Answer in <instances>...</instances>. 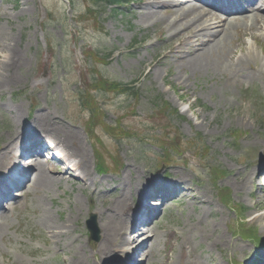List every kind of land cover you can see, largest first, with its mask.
Masks as SVG:
<instances>
[{"label":"rangeland","instance_id":"rangeland-1","mask_svg":"<svg viewBox=\"0 0 264 264\" xmlns=\"http://www.w3.org/2000/svg\"><path fill=\"white\" fill-rule=\"evenodd\" d=\"M63 5L65 4L62 0H0V28L6 36L14 40L13 44L21 58L18 64V83L0 94V148L8 132L16 128V120L11 110L18 112L19 109L23 110V120L27 117L29 120L40 108L47 107L59 114L61 120L77 127L84 139H88L80 129L78 119L74 117L81 112L77 92L84 89L86 78L91 79L92 74L88 77V71H85L82 76L72 79L71 73L63 69L60 56H56L50 64L51 67L47 63L45 68L46 72L48 68L52 71L51 80L47 75L40 77L42 67L39 68V62H47L51 56L48 50L43 49L44 42L55 38L57 41L60 39L65 47H70L65 58L71 65L66 68L72 74L79 70L78 58L83 60L84 43L99 51V56L103 57L109 53L104 48L127 47L128 43L135 42L136 50L132 52L134 56L123 57L122 64L111 60L110 64L100 67L104 76L120 82H131L141 74H146L145 80L140 79L138 84L142 91L138 101L129 98L119 100L118 109H126L127 105H131L136 111L135 117L125 120V125L134 130L136 135L122 139L115 145L121 153L123 163L125 160L127 162L126 175L132 173L133 185L137 182L143 188L148 184L152 166L150 164L154 157L158 158L157 155L162 150L156 143L149 146L145 137L164 143L175 163H171L172 169L165 167L163 171L172 177H175L174 173H182L184 180L198 190L197 196L210 203V206L206 209L208 203L201 206L196 202L190 204L186 200L176 206L168 205L166 213H169V217L163 219L158 232L162 234L163 229L176 231L177 237L171 238L174 247L177 244L178 250L183 230L190 228L186 235L198 252L204 251L217 261L222 259L220 250L235 253V257L243 256V252L237 248L244 247L246 240L241 236L230 238V230L234 232L237 216L232 209L227 210L228 207L219 200V189L230 190V202L244 204L249 209L246 214H249V206L254 202L248 196L255 176L253 170L259 164V159H262L260 155L264 156V78L256 77L248 66L239 68L235 57L230 62H225L222 67L213 68L209 72L195 73L191 69L183 68V64L188 65L186 60L191 55V46L187 44L182 47L183 59L171 58V54H166L170 52L166 25L162 22L153 25L142 20L138 13H133L134 3L123 8V15L118 17L115 14L120 11L112 12L115 17L107 18L104 30L109 37L95 35L96 30L102 26L100 19L97 27L86 20L81 24L78 35L69 34L64 42L66 33L58 24L65 12ZM89 6L91 7V0H76L77 13H84L85 10L84 15L87 16ZM51 11L56 14L55 18L50 17ZM69 14L71 16L72 12ZM173 44L177 46L178 41ZM229 49L230 46L227 47ZM56 53L58 54V49ZM258 53L260 59H263L264 55L260 51ZM165 54L167 58L160 62ZM64 76L72 80L62 86L60 78ZM40 80L44 84L39 86ZM248 90L257 92V95H250ZM152 92L169 102L174 109H178L183 120L172 119L163 110L156 109L150 101ZM116 107L111 106L107 115L113 114ZM186 108L191 110L186 112ZM132 109L127 107L126 111ZM69 113L75 114L71 116ZM16 117L22 119V116ZM234 131L242 132V136L232 143L227 135ZM197 134L201 135L203 141L196 138ZM256 141L259 143L253 145ZM105 143L113 146L107 138ZM253 150L256 153L249 156ZM128 163L132 167L127 166ZM212 167L227 173L219 183V188L213 183L212 177L219 175L212 171ZM125 171H122L123 175ZM163 171L155 179L166 177ZM152 172H158L157 168ZM139 173L143 174L141 183L137 180ZM96 176L103 179V176ZM106 182L104 180L102 183ZM242 182L249 183L243 190L239 185ZM252 185L257 187V182L254 181ZM76 198L83 202V212L76 218V223L69 225L72 239L59 240L58 237L48 234L47 228L52 223L43 221L42 215L48 213L53 222L66 221L69 214L68 204ZM97 200L102 202L99 198ZM20 204L17 211L9 213L11 227L5 230L6 238L0 244L1 252L11 257L14 264H75L73 255L78 253V237L84 244L83 248H86L87 256H93V264L99 243L90 242L86 237L83 223L88 219L92 208L86 198L81 196L78 186L71 187L66 181L52 188L46 185L37 193L28 192ZM207 226L210 228L208 231ZM255 227L263 230L264 222ZM218 242H222L220 250L213 248ZM162 246L166 247L165 244ZM158 249H161V245Z\"/></svg>","mask_w":264,"mask_h":264},{"label":"bare ground","instance_id":"bare-ground-1","mask_svg":"<svg viewBox=\"0 0 264 264\" xmlns=\"http://www.w3.org/2000/svg\"><path fill=\"white\" fill-rule=\"evenodd\" d=\"M136 4V10L142 17V20H146L147 23L152 22L153 24L166 21L170 37L181 41L176 48H174L172 44H169L171 58L179 57L180 60L183 59L182 47L187 44L191 46V55L189 59L186 60L188 65L183 64V68L191 69L195 73L202 71L209 72L213 68L221 67L225 62H228V59L236 56L237 48L245 49V51L241 49L242 55L238 59L241 65L259 61V59H257V50L253 48L254 44H249L245 41L246 34L249 28L251 29L252 27L250 23H245L243 21V16H241V19H233L227 24L217 20V15L211 12L213 10L212 7L199 8L192 3V0H137ZM232 31L237 33L238 37L241 39L238 40L234 48L232 47L227 50V46L232 44V42H230L232 40ZM12 43L13 40L0 30V92L16 81L13 70L16 68L20 58ZM262 67L264 68V65ZM185 111L187 112L189 109ZM22 129H31L35 131L39 129L42 135L37 137V139L47 137L54 139L57 146L66 153V160L70 162L76 161L71 170L74 172H81V175L84 176V180H80L82 182L81 188L84 189V193L90 199L91 204L96 208L99 216L101 242L98 245V250L95 255H100V259L94 264H106L104 260L108 256L113 257L111 261L116 260L118 254H123L122 249L125 246L132 248L127 262L125 261L122 263L128 264V262H131V259L140 251L147 238H153L150 255L147 256L146 261L136 264H145L150 258H153L152 252L157 249V243L160 244L163 241L165 242L168 239V235L166 234L161 237L158 233L153 234L152 229L149 230L148 233L141 234L138 231L139 226L130 222L129 218H131V201L134 188L130 183L128 185V179L122 180L120 184H112L110 186V191H106V193H112L113 197L111 201L105 200L102 203L103 207L100 208L94 194L97 193V185L101 184V182L96 181L91 175L89 170V154L82 136L64 122H61L56 113L48 109H41L32 122L24 125ZM17 136L18 131L13 130L10 131L4 139V143L0 149V168L9 163L13 164L14 161L23 160L24 156L19 153L21 148L25 149L27 152H33L34 148L30 144H22L19 148V144L17 143L21 141V132L19 136ZM39 152H42V150H39ZM32 162L34 166H29L24 170L20 165L18 166L14 163L12 175L15 177L19 170H23V175L25 176L26 171L35 169L36 176L31 187L41 189V187L46 185L53 186L59 183L56 182L53 177L57 172L50 170L48 166L42 163H38L37 159ZM130 167H132V165H130ZM15 180L16 179L13 178L11 183ZM175 181L183 185L181 180ZM159 183L160 181H156L152 183L151 186ZM239 185L240 189L243 190L247 188L249 183L242 182ZM11 189V185H9L8 181L0 180V194L7 195ZM186 189L192 191L189 187ZM102 191L103 189H100V192ZM155 195L156 193L153 189L147 187L146 193L144 196H141L143 198V210H147L146 201L148 199H150V201L153 200ZM201 203L204 204L205 202ZM252 208L254 214L250 222L260 223L264 221V212L260 211L262 205L259 200L255 202ZM68 219L69 220L66 222H53L46 216L42 217L43 221L52 223L48 226L49 233L60 238L70 236L71 231L69 224L71 223V217ZM5 225H7V220L1 219L0 235ZM209 229L210 228L207 226L206 231ZM187 232L188 231L185 230L184 234ZM169 235L171 237L176 236L174 232ZM180 248V254L172 256L170 253L174 249V245L170 243L161 264H211V262L205 259L203 254L198 253L197 249L190 243L188 237H185ZM80 251H83V254L73 255L75 264H91L89 263L90 259L86 257L82 247Z\"/></svg>","mask_w":264,"mask_h":264}]
</instances>
